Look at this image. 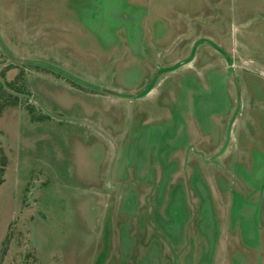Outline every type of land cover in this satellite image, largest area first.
I'll use <instances>...</instances> for the list:
<instances>
[{"label":"rangeland","instance_id":"rangeland-1","mask_svg":"<svg viewBox=\"0 0 264 264\" xmlns=\"http://www.w3.org/2000/svg\"><path fill=\"white\" fill-rule=\"evenodd\" d=\"M0 264H264V0H0Z\"/></svg>","mask_w":264,"mask_h":264}]
</instances>
